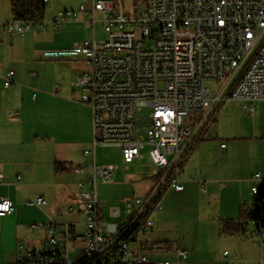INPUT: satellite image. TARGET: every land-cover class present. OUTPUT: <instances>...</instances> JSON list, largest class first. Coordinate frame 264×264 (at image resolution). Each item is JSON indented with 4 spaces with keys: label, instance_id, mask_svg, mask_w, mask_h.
Here are the masks:
<instances>
[{
    "label": "built area",
    "instance_id": "obj_1",
    "mask_svg": "<svg viewBox=\"0 0 264 264\" xmlns=\"http://www.w3.org/2000/svg\"><path fill=\"white\" fill-rule=\"evenodd\" d=\"M97 14L104 40L93 35L42 52L49 60L82 58L88 66L74 86L80 102L91 109L92 140L83 150L89 160L72 167L77 189L66 205L67 211L79 207L84 217V246L77 258L94 264H171L153 262L144 253L160 248L146 241L152 214L161 208L166 189L183 190L182 158L201 128L215 123L214 107L236 100L252 113V103L264 99V0H81L78 10L59 11L52 23L82 22L94 28ZM47 26L42 20L0 22L9 37ZM14 75L7 71L4 88L13 84ZM207 80L221 85L217 95L205 85ZM143 109L148 114L138 117ZM8 116L18 118L20 112L12 110ZM98 145L119 147L126 168L147 147L154 173L145 194L123 198V207H108L114 220L106 223L96 187L98 181H113L117 166L97 163ZM2 178L0 173V182ZM251 178L259 181L261 175L255 172ZM19 180L17 175L15 182ZM258 188L251 186L253 198ZM201 190L206 191L204 186ZM48 203L38 194L26 200L38 208ZM13 211V202L0 197V217ZM47 217L39 225L45 233L42 247L21 245L22 252L8 264H52L57 252L64 264L74 263L68 252L71 224ZM254 235L264 246V233ZM176 255L179 261L187 257L183 249H176Z\"/></svg>",
    "mask_w": 264,
    "mask_h": 264
},
{
    "label": "crops",
    "instance_id": "obj_2",
    "mask_svg": "<svg viewBox=\"0 0 264 264\" xmlns=\"http://www.w3.org/2000/svg\"><path fill=\"white\" fill-rule=\"evenodd\" d=\"M14 36L9 37L0 27V173L3 175L0 182V197H7L14 204V211L10 215L0 217V231L5 229L15 233L14 242L10 244V253L6 251L1 264L14 261L16 241L25 238L29 222H32L30 227L37 225V222L45 223L42 209L27 205L26 198L33 196V192H36L35 195L39 194L48 200L49 203L46 206L48 213H60L62 198L69 200L75 190H67L65 187L67 185L64 183L66 175H73L72 172L66 170L56 173L54 164L56 162L64 163L66 166L85 164L89 158L83 155V150L86 149L84 146L92 140L91 109L80 102V91L77 88L72 85H62L50 89L51 85L47 87L37 73L27 74L22 66H11L12 63L22 64L27 51L26 44L19 40L21 48H18L21 50V55H16L15 46L19 43L18 40L14 43ZM71 44L70 38L49 48H66ZM24 45L25 47H22ZM57 60H69L74 64L84 62L85 68H88L87 62L82 58ZM5 62L9 65L4 66ZM9 69L15 72L14 82L10 87L4 88L2 82ZM76 76L80 74L75 72ZM33 93H35L34 98ZM253 103L258 108V112L264 108V99ZM12 110L19 111L20 116L10 118L8 114ZM42 110L45 111L44 117L51 121V126L47 128L38 125ZM257 136L236 138L234 141H229L228 145L216 141L209 145V142H202L212 138L205 133L206 139L194 146L182 165L183 190L176 192L173 188H168L162 195L160 200L162 208L152 214L153 225L149 230L147 243L158 244L156 242L166 241L171 243L164 227L165 221L172 220L169 205L174 200L179 207L187 203L193 194L201 192L219 199L218 209L207 212L202 218L207 221L204 223L207 224L206 237L208 238L205 241L209 242L212 236L215 238L214 245L220 244L223 249L220 251V247H217V255L200 261L198 259L200 252H197L196 247H189L190 251L183 248L187 257L179 261L175 252L177 264H259L260 260H264V246L260 245L258 237L254 235L253 224H250L246 233L241 236H228L221 231L223 220L238 221L242 205L252 201L251 186L256 184L260 189L264 187V148L259 149L261 147L257 146L253 150V144L248 142L256 139ZM255 172L260 173L261 180H252L251 176ZM17 175L20 176V180L15 182ZM73 176L77 179L75 175ZM146 177L143 176L141 179H147ZM33 186H42V189H39V192L33 191ZM202 186L205 187V192L201 190ZM97 195L99 197L98 193ZM108 207L106 212L103 208L104 218H107L104 222L114 220L108 214ZM32 208L36 210L32 211ZM66 212L77 213L83 217L79 207ZM122 216L123 214L118 220ZM66 223L72 226L70 242H77L79 237L76 222ZM82 234L83 232L80 235L83 249ZM179 242L174 243L179 245ZM145 250L155 251L148 248Z\"/></svg>",
    "mask_w": 264,
    "mask_h": 264
},
{
    "label": "rangeland",
    "instance_id": "obj_3",
    "mask_svg": "<svg viewBox=\"0 0 264 264\" xmlns=\"http://www.w3.org/2000/svg\"><path fill=\"white\" fill-rule=\"evenodd\" d=\"M126 2L128 4L129 0H126ZM80 4L81 0H47L44 18L42 20L43 22L48 23L47 28L45 31H41L37 27H32L23 35L14 36V43H16L17 40L19 43L15 46L16 55H21V43L19 40H22L26 44L27 51L25 60L22 64L15 65L12 63L11 66H22L23 71L27 74L30 73L32 75L34 72L37 73L39 79H43L45 84H47V87L51 85L50 89L53 87L58 88L62 85H72L75 88L74 83L79 77H75V72L81 74V72L86 70V63L82 62L74 64L69 60H46L42 58V52L45 50L55 49L49 47L57 45L59 42L68 41L70 38L72 39V43L74 41L90 39L93 35L98 41L104 40L105 32L101 23L98 21V14L95 17L97 22L94 25V28L86 27L82 22L67 23L59 27L52 23L53 16L57 12L66 10L76 11L78 10ZM12 20L13 16L11 14L10 0H0V22ZM22 47H25V45ZM3 65L8 66L9 64L5 62ZM205 85L209 87L211 93L215 95H217L221 89V85L212 80H207ZM243 104L244 103L242 101L236 100H227L225 102L218 103L214 107L215 123L209 124L206 132V135H209L212 138L206 139L202 142H209L208 144L212 145L213 142L216 141L217 143L223 142L228 145L229 141H234L236 138L258 135L256 139L249 140L248 142L249 144H253V150H255L257 146L261 147L259 149H263L264 108H261L260 112H258V108L253 103L254 111L249 113L247 109L243 107ZM148 112V109H143L137 112V116H146ZM41 113L42 115L38 118V125L42 128L51 126V121L44 117L45 111L42 110ZM90 145L91 140L84 146V149L89 148ZM141 155L143 156L142 158L136 159L133 163L129 164L128 168H126V164L123 160L121 149L119 147L109 145L97 146V163L112 164L117 166L114 171L113 181H98L97 183V193L99 194V198L104 201L103 208L105 212L107 207L111 204L123 207V198L142 196L144 190L151 185L154 179V174H150L152 172L151 159L148 155L147 147L141 150ZM143 176H147V179H141ZM76 181L77 179L73 175H66L64 178V183L67 185L65 186L66 189L76 191ZM32 189L33 191L39 192V189H42V186H33ZM206 189L208 188L206 187ZM33 193V196H35L36 192ZM69 202L70 201L66 200L65 197L62 198L60 213H48V207H42L41 212L43 213L45 222L48 220L46 215L53 216L58 223L69 221L76 222L75 226L79 238L77 242H70L68 245L70 259L76 260L77 256L82 253L80 235L84 231L82 225V218L84 221V217L77 213H67L65 206ZM218 205L219 199H217L216 196L209 197V195L201 192L193 194L187 203L182 204L179 207L177 206L176 201L174 202V200H172V204L169 205V209L172 211V213H170L172 220L168 221L170 223L165 221L166 225L164 226L165 231H167V237L171 243L167 241L156 242L158 243L157 246L160 248L155 251L145 250L144 253L153 262L167 260L171 264H177L175 256L176 249L185 248L189 250L192 247H196L195 249L197 252H200L198 254V259L200 261H205V259H209V257L217 255V247H220L221 251L223 246L220 244L214 245L213 242L215 241V238L212 236L209 238V242L205 241L208 239L206 237L207 224H204L207 221H205L202 217L209 211L212 212L214 209L217 210ZM35 210L36 209L32 208V211ZM104 221H107V218H104L102 223H104ZM30 223L32 222H29L27 226L29 229L25 231V238L18 242L16 241V254L22 252L21 245L26 244L32 247H37L38 245L40 248L43 245L45 233L43 228L39 226L41 223L39 224L37 222L38 226L35 225L32 227H30ZM14 235L15 233L13 231L9 232L5 229L0 231V264L4 261L6 251L10 250V244L14 242ZM175 241H180V244L178 245L174 243ZM8 253H10V251ZM195 254L197 255L196 252Z\"/></svg>",
    "mask_w": 264,
    "mask_h": 264
},
{
    "label": "trees",
    "instance_id": "obj_4",
    "mask_svg": "<svg viewBox=\"0 0 264 264\" xmlns=\"http://www.w3.org/2000/svg\"><path fill=\"white\" fill-rule=\"evenodd\" d=\"M11 14L13 20H33L41 21L44 18L46 1L44 0H10ZM236 81L233 85H235ZM232 85V86H233ZM208 124H205L201 130L198 132L187 151L185 152L181 166L184 161L193 150L194 146L201 140L206 139L205 133L208 129ZM73 166L65 165L61 162H56L54 164L55 172L72 170ZM238 221L233 220H223L221 223V231L223 234L228 236H241L246 233L248 226L253 224L255 226L256 232L264 233V187L260 189L257 197H254L252 201L248 204L242 205L239 212ZM130 237L128 236L127 239ZM57 261L52 264H64L60 259V252L56 255ZM72 264H94V262L89 261L86 258L78 257Z\"/></svg>",
    "mask_w": 264,
    "mask_h": 264
},
{
    "label": "bare ground",
    "instance_id": "obj_5",
    "mask_svg": "<svg viewBox=\"0 0 264 264\" xmlns=\"http://www.w3.org/2000/svg\"><path fill=\"white\" fill-rule=\"evenodd\" d=\"M260 188H258V190H256V197L259 194Z\"/></svg>",
    "mask_w": 264,
    "mask_h": 264
}]
</instances>
